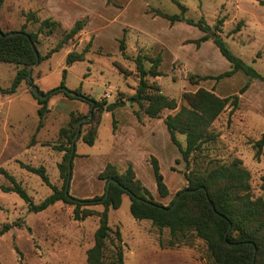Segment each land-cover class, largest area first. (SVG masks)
<instances>
[{
  "label": "rangeland",
  "instance_id": "374dc122",
  "mask_svg": "<svg viewBox=\"0 0 264 264\" xmlns=\"http://www.w3.org/2000/svg\"><path fill=\"white\" fill-rule=\"evenodd\" d=\"M259 1L264 0L2 1L0 28L9 33L21 31L26 25L27 33L38 34L36 47L44 60L33 67L32 82L24 81L14 95H0V232L11 227L0 234V264H87V252L95 243L100 224L98 217L76 221L74 207L62 202L34 213L18 193L1 190L2 186H13L3 172L6 171L26 190L35 205L53 193L40 176L27 171L24 165L44 167L51 183L62 188L59 165L65 151L60 152L55 146L66 144L63 129L77 132L78 125L73 122V117L87 119L76 143L73 161L70 194L75 198L85 200L103 195L105 182L99 175L105 167L112 163L124 171L132 162L138 178L153 193L154 199L169 205L187 186L184 174L204 173L239 158L251 173L253 194L264 199V152L257 160L254 149V144L264 134V82L254 79L243 107L240 105L232 115L231 108L221 114L213 124L217 140L195 153L189 166L182 160L161 121L186 105L182 96L198 91L195 85L203 83L205 89L213 87L211 91L230 96L238 94L251 80L240 71L219 82H190L191 77H216L230 70L229 61L214 43L217 36L225 40L233 55L264 76V7ZM180 4L187 8L185 13ZM155 12L178 15L195 22L203 18L211 27L208 40L198 46L195 42L206 36L198 27L185 21L172 24L164 17L155 16ZM46 19L60 24L51 34L46 30L40 33V25ZM79 20L86 23L84 30L61 50L48 56L62 41L64 33ZM220 20L224 23L216 27ZM240 22L247 24L241 28L242 36L239 32L233 33ZM123 38L127 47L125 57L120 50ZM91 40L92 47L85 59L68 66V55L83 52ZM205 42L209 44L203 45ZM139 53L162 57L164 76L149 81L158 84L165 96L177 101L176 110H165L161 119L151 120L140 134L133 120L137 117L127 102L125 107L102 115L98 139L94 146H89L83 138L96 128L95 123L88 124L93 118L89 119L90 106L59 92L49 96V112L39 127L41 105L30 85L47 94L60 87L63 72L67 70V90L109 103H114L120 95L127 100L135 94L139 83L133 61ZM118 67L125 70L127 76L121 74ZM22 68L0 62V88H10ZM134 108L139 110L137 106ZM139 112L145 119L144 112ZM118 126L120 131L115 138ZM178 138L185 146L186 137L179 135ZM150 156L159 160L171 192L168 199L159 197ZM179 159L180 163H177ZM130 206V197L125 195L120 209L109 212L110 225L115 230L120 229L123 236L125 264H214L202 240L191 237L173 241L168 229L161 232L151 221L136 220ZM92 208L103 210L102 206Z\"/></svg>",
  "mask_w": 264,
  "mask_h": 264
},
{
  "label": "trees",
  "instance_id": "16d2710c",
  "mask_svg": "<svg viewBox=\"0 0 264 264\" xmlns=\"http://www.w3.org/2000/svg\"><path fill=\"white\" fill-rule=\"evenodd\" d=\"M2 1L0 0V8ZM259 4L264 7V1H259ZM180 7L183 13L187 11L184 5L180 4ZM155 16L164 17L170 20L172 24L185 21L189 25L198 27L206 34V36L195 42L198 46L208 40L207 35L211 27L203 18L195 22L182 19L178 15L170 16L162 12H155ZM223 23L220 20L219 26L216 27H220ZM244 25V22H240L233 33L240 32ZM25 26L21 31H13L17 34L9 37H6V35L11 32L5 33L0 28V62L23 66L17 72L10 88H0L1 96L14 95L21 84L28 80L32 72L31 68L37 62L32 43L36 46L38 34L27 33L24 30ZM59 26L60 24L57 22L46 19L40 25V33L46 30L51 34ZM85 27L86 23L84 21H77L69 31L64 33L62 41L48 56L61 50L64 44L77 37ZM214 43L231 64V70L216 77H191L190 82L192 84L207 80L219 82L224 78L232 77L239 71L246 73L251 80L238 94L225 98L219 97L214 91L203 88L195 93H184L182 99L186 105L182 106L176 114L168 115L164 119L171 139L187 166H189L195 153L202 151L206 144L217 140L218 134L213 130V124L228 108H231L230 115L239 109L240 98L249 89L252 80L257 79L264 82V76L247 65L241 58L233 55L223 38L217 36ZM91 47L92 40L83 52L70 53L67 57V65L83 61ZM120 50L124 57L127 56L125 38L120 41ZM43 60L44 57L39 54V62ZM133 61L139 83L135 94L127 100L120 95L114 103H109L105 99L96 100L79 91H69L66 89L67 70L63 72V80L59 88L47 94L40 90V93L50 96L53 93L64 92L67 97L88 104L90 113L93 116L88 124L95 123L96 128H92L84 136L83 141L89 146H94L98 137L97 129L101 125L102 115L125 107L127 102L130 103L135 116L141 123H143V119L139 110L144 112L149 119H161L165 110H176L178 108L175 99L165 96L158 84L149 81L150 78L155 79L164 76L161 69L162 57L160 55L154 57L139 53ZM118 70L121 74L127 76L125 70L120 67H118ZM194 78H196L195 81ZM70 92L76 93L77 96H71ZM34 97L41 105L38 115L40 118L39 127H42L49 112L48 99H40L35 95ZM135 106L139 110H136ZM80 120V117H73V122L76 125L79 124ZM116 127L117 122L115 121V130ZM76 133L71 132L70 129H63L62 136L66 140V144L55 146L58 151H65L63 162L59 165L60 175L63 179L62 188L51 183L44 167L23 166L27 171L40 176L43 182L52 189L53 193L41 204L35 205L26 190L6 171L3 172L10 179L13 186L10 188L2 186L1 190L18 193L29 204L30 211L34 213L46 211L51 206L62 202L74 207L73 215L76 221H84L94 216L98 217L100 224L95 234V243L87 252V264H125V243L122 233L120 229H113L109 223L110 210L120 209L125 195L130 197V211L136 220L151 221L152 225L161 232L168 229L173 241L188 240L191 237L202 240L206 244L209 257L214 264H264V199L255 197L253 194L251 173L244 167L241 159L236 158L230 164L216 166L204 173L184 174L187 186L178 192L168 206L154 199L152 193L138 178L132 163H129L124 171H121L117 165L109 163L99 175V179L105 182L104 194L81 200L70 194L72 180V173H69L70 164L73 167V162L70 163V155ZM179 135L186 137L185 146L179 140ZM254 149L255 158L260 160L264 152V134L254 144ZM75 157L76 151L74 159ZM149 162L153 168L159 197H169V188L161 172L159 160L154 156H150ZM177 163H180V160H177ZM110 181L111 185L108 197H106V187ZM178 198H180L179 203L173 207ZM96 206H102L103 210L97 211L92 208ZM10 229L11 227L7 226L0 234Z\"/></svg>",
  "mask_w": 264,
  "mask_h": 264
},
{
  "label": "water",
  "instance_id": "95a60500",
  "mask_svg": "<svg viewBox=\"0 0 264 264\" xmlns=\"http://www.w3.org/2000/svg\"><path fill=\"white\" fill-rule=\"evenodd\" d=\"M16 34L17 33H15V32H11L8 35H6V37L14 36ZM213 38H215V36H213ZM32 48H33V50H34V52L36 54V57H37V62L35 63V65H37L39 63V52H38L35 44H33V43H32ZM35 65L32 66L31 71H32V69H33V67ZM31 74H32V72H31ZM31 74H30V76L28 78L29 83L32 82V76H31ZM30 87L32 88V92H33V94L36 97H38L40 99H48L49 98L48 95H43L42 93H40V90H39V88L37 86L30 85ZM70 95L71 96H74V97L77 96V94L76 93H73V92H70ZM91 118H92V114H91V116H90L89 119H91ZM86 121H87V119H83V120H80L79 121L78 130H77V133L74 136V139H73V142H72V152H71V155H70V163H72L73 160H74V154H75V151H76V143H77V141L79 140V138L81 136V130H82L83 123L86 122ZM72 170H73V167L70 164V166H69V173L70 174L72 173ZM110 185H111V181L107 184V187H106V191H107L106 197H108V191H109ZM179 201H180V198L177 199V201H176V203H175V205L173 207H175L179 203Z\"/></svg>",
  "mask_w": 264,
  "mask_h": 264
},
{
  "label": "crops",
  "instance_id": "0c3cea01",
  "mask_svg": "<svg viewBox=\"0 0 264 264\" xmlns=\"http://www.w3.org/2000/svg\"><path fill=\"white\" fill-rule=\"evenodd\" d=\"M245 27H247V24H245L244 25V28ZM242 33H243V31H241V32H239V35H241L242 36ZM205 44H209V42H205V43H203V45H205ZM203 47V46H202ZM201 47V48H202ZM231 65V64H230ZM230 70H231V68H230ZM229 70V71H230ZM240 72V71H239ZM235 76V75H234ZM255 80H257V79H255ZM253 81V80H252ZM203 84V83H202ZM195 85V87H196V89L197 90H199L200 88H203V85ZM253 84H254V82H251V86H250V88L253 86ZM203 89H205V88H203ZM213 89V87H208V89H206V90H208V91H211ZM217 89V88H216ZM250 90V89H249ZM215 93H216V95H218L219 97H222V98H225V97H228L227 95L225 96V95H223V94H219L218 92H217V90L216 91H214ZM248 91H246V93H247ZM246 93L244 94V95H242L241 96V99H240V105H241V108L243 107V100H244V98H245V95H246ZM109 97H111L109 94H107ZM231 96V95H230ZM256 112H258L257 111V109H256ZM134 115V114H133ZM135 117V116H134ZM133 118V117H132ZM133 120H134V123H135V125H137L136 127H137V129H139V132H140V134H141V131L144 129V127L146 128L147 127V124L148 123H150L151 122V120H155V119H149L148 117H146L145 119H143V123H140L138 120H137V118L135 119V118H133ZM161 121H163V123H164V119H161ZM143 124V125H142ZM165 124V123H164ZM119 128H120V126H118V130L116 131V133L114 134V137L115 138H117L118 137V134H119ZM99 132V131H98ZM97 139H98V137H97ZM97 141V140H96ZM181 155V154H180ZM180 160V159H179ZM132 163V162H131ZM152 193V192H151ZM171 193V192H170ZM153 194V193H152ZM155 197V196H154ZM169 197H170V195H169ZM169 197H167V198H162V199H168ZM164 205V204H163ZM165 206H168V205H165Z\"/></svg>",
  "mask_w": 264,
  "mask_h": 264
}]
</instances>
